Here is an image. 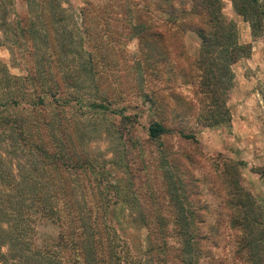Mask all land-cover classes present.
<instances>
[{
  "label": "trees",
  "instance_id": "trees-1",
  "mask_svg": "<svg viewBox=\"0 0 264 264\" xmlns=\"http://www.w3.org/2000/svg\"><path fill=\"white\" fill-rule=\"evenodd\" d=\"M21 1L23 13L16 11L15 0H0V45H9L13 52L16 45L22 47L21 55L30 61L26 74L15 76L0 60V264H121L117 235L107 219L108 170L84 147L102 128L115 147L130 141L112 130L113 112L107 107L123 94L112 79L118 78V84L126 76L136 89L135 97L127 98L118 110L117 122L127 123L131 131L138 115L123 112L140 104L156 115L146 128L147 140L156 141L168 132L195 138L191 127L166 125L171 121L158 110L168 105L171 92L159 96L155 82L164 76L169 81L172 61L175 70L178 65L179 71L188 70L195 93L201 94L197 108L182 101L179 112L168 109L174 112L172 117L196 112L200 126L230 123L226 93L234 79L231 67L250 55L251 45L240 42L234 22L224 16L223 4L230 1L256 37L263 31L264 0H149L162 18L149 15L150 4L137 8L129 32L123 35L126 41H137L136 58L126 66L112 59L114 46L104 21L98 31L106 35V46L101 37L96 43L95 33L90 35L86 27L88 48L82 44L87 32L76 29L77 19L72 18L81 39L74 51L72 29L58 27L69 17L60 0ZM187 31L200 38L203 58L185 51L182 39ZM87 99L90 102L83 107ZM119 150L115 156L122 153ZM230 178L226 176L223 183L232 188L226 202L236 212L230 227L241 231L236 248L244 255L238 253L239 257L242 264H264V222L254 216L257 204L235 174ZM176 190L170 201L186 198L185 191L179 195ZM189 212L173 203V219L179 221L173 227L161 226L165 246L168 238L175 239V264H192L196 259L189 238L185 239L187 226L180 221ZM43 222L56 225L58 232L50 243L38 246L37 226Z\"/></svg>",
  "mask_w": 264,
  "mask_h": 264
},
{
  "label": "rangeland",
  "instance_id": "rangeland-1",
  "mask_svg": "<svg viewBox=\"0 0 264 264\" xmlns=\"http://www.w3.org/2000/svg\"><path fill=\"white\" fill-rule=\"evenodd\" d=\"M60 2L65 9V17H69L58 23V27L72 29L70 36L72 34L73 44L70 47L77 51L81 40L73 30V19H77L76 29L83 32L88 27L90 35L95 33L94 41L99 43L101 37L106 46V35L98 31L104 21L114 46L112 59L124 66L136 58V39L126 41L123 35L129 32L137 8L146 9L144 5L150 4L149 15L156 20L162 18L161 12L155 10L153 1L149 0ZM15 7L18 13L25 10L21 0H15ZM223 13L227 20L234 22L240 42L251 45L250 55L231 67L234 79L226 93L230 123L200 126L196 121V112L185 118L172 117L174 112L171 114L168 109L179 112L182 101H191L197 108L201 95L197 91L195 93L196 84H193L192 78L188 79V70L179 71L180 65L175 70L172 61L169 81L164 76L155 82L159 96L171 92L167 98L168 105L162 104L158 110L171 121L166 120V125L191 127L195 138H183L176 132H168L156 141L147 140L146 128L156 115L147 109L146 104L123 112L138 115V124L131 131L127 123L117 122L118 110L127 104V98H134L136 93L135 86L125 76L118 84V78L112 79V85L121 88L123 94L107 110L113 112L110 116L114 123L112 130L121 132L122 137L130 138V141L115 147L112 141L106 139L102 128L96 140L84 145L89 157L97 164L106 165L108 170L110 182L105 194L108 200L107 219L117 235L121 264L176 263V246L172 245L175 239L168 238L165 246L161 229V226L173 227L179 221L173 219V203L181 204L190 211L188 218L180 221L187 226L188 237L185 239L189 238L191 254L196 257L191 261L192 264H242L243 259L238 253L244 255V252H238L236 248L241 231L229 225L236 212L226 202L228 192L232 191L231 187L223 183L226 176L232 179L235 174L242 186L251 193L258 208L254 215V208L251 207L250 214L264 222V18L261 20L263 31L253 37L250 26L236 14L230 1L224 2ZM12 17L13 13L6 20ZM88 30H84L87 32L83 36L86 42L82 44L89 48ZM182 43L190 57H204L203 44L194 32L187 31ZM20 49L22 47L16 45L13 52L9 45H0V60L7 64L10 73L15 76L25 75L30 66V61L21 55ZM161 65L165 68L167 64L161 62ZM89 102V99L85 100L82 106L87 107ZM117 149H122V153L115 156ZM104 185L101 187L105 193ZM174 188H177L179 195L185 191L186 198H181L180 202L170 201ZM94 200L98 201L96 198ZM57 229L51 222L39 224L35 243L38 246L50 243L56 237ZM51 246L47 245L49 248Z\"/></svg>",
  "mask_w": 264,
  "mask_h": 264
},
{
  "label": "crops",
  "instance_id": "crops-1",
  "mask_svg": "<svg viewBox=\"0 0 264 264\" xmlns=\"http://www.w3.org/2000/svg\"><path fill=\"white\" fill-rule=\"evenodd\" d=\"M247 23V22H246ZM248 26H249V24H248ZM234 65V64H233Z\"/></svg>",
  "mask_w": 264,
  "mask_h": 264
}]
</instances>
